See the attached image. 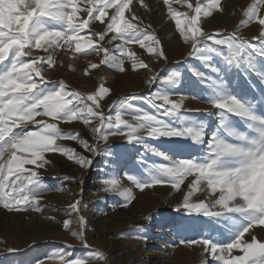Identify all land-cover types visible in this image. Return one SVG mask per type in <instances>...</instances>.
I'll return each mask as SVG.
<instances>
[{"label":"snow or ice","instance_id":"1","mask_svg":"<svg viewBox=\"0 0 264 264\" xmlns=\"http://www.w3.org/2000/svg\"><path fill=\"white\" fill-rule=\"evenodd\" d=\"M131 2L87 0V6L80 8L79 0H0V206L8 211L42 212L43 195L50 190L40 175V169L52 163L46 157L47 153H60L81 167L90 168L92 165L89 157L80 155L73 148L64 147L58 141L71 139L83 145L87 151L97 154L96 147L81 138L79 133H63L60 122L79 120L85 125H92L94 120H98L91 128L94 139L107 140L109 135L126 136L128 143L144 144L147 152L167 162L152 163L144 177L126 171V179L136 189L144 191L156 185L171 184L179 190L187 177H193L188 184L190 192L181 207L188 213H197L209 220L227 222L230 233L227 242L206 235L202 239L187 241L188 244L202 246L217 264H264V240H259L251 231L255 227L264 229V114L257 107V103L264 104V100L254 102L253 99L238 98L228 91L222 78L220 83L212 81V95L206 103L218 110L223 134L218 129L206 140L202 122L190 121L188 126L179 129L172 126L170 121L183 123L188 120L190 110L181 111L182 97L173 100L166 92L152 93L150 97L143 98L144 103L154 110L152 113L130 103L137 97H127L114 101L110 106V109L113 106L118 109L113 118L98 110L101 108L99 101L110 91L108 88L101 86L85 95L68 90L63 81L56 87L53 81L46 78L45 64L49 69L55 65L49 50L61 47L84 55L103 53L99 64L90 65L93 69L105 65L124 71L125 54L129 59L134 55L125 46L132 43L139 44L158 58L166 59L155 34L141 26L143 21L134 14L131 20L125 18V10L131 11ZM183 2L187 3V0ZM164 4L168 5L169 16L175 19L180 37L191 45L190 57L196 56L205 62L206 67L219 73L220 70L209 62L213 59L212 54L223 56L229 68L235 66L255 72L264 83V65H258L255 60V56L264 57V14L260 13L264 0H255L250 4L243 12L246 20L241 21L242 25L253 22L259 25V35L252 38L258 41L257 44L237 35L239 26L236 31L227 34H210L203 30L201 17L223 11L221 0H207L204 4L197 2L195 6L188 3L193 13L190 16L177 13L169 0H164ZM141 5L148 8L143 0ZM109 8L113 9L110 14L106 11ZM81 12L87 15L81 17L78 15ZM182 15L185 16L183 27L181 19L177 18ZM94 22H100L104 28L99 32L92 31ZM109 33L113 35L108 43L117 39L122 43L116 44L113 49L94 43V38L104 41ZM33 49H42L49 54L33 55ZM223 49H226L227 55ZM26 57L31 59L26 60ZM131 66L133 70L145 68L151 71L139 58L132 59ZM192 71L203 82L205 74L195 69ZM85 74H88L87 69ZM179 75L173 72L160 83L174 84ZM158 80V75H152L146 83L152 87ZM49 84H52L51 88ZM124 112L131 114L133 122L122 118ZM229 115L240 118L246 130L230 127L227 123ZM37 117H46L47 120ZM29 125L36 126L37 130H29ZM141 130L153 139L190 137L197 144H206L205 155L172 159L145 143L144 137L139 135ZM63 180L74 181L75 178L65 175ZM103 184V191H119L124 198L123 207L133 201L132 189H121L119 179H104ZM202 184L213 197L211 203L203 200L194 203L190 199L192 191L201 190ZM81 203L82 200L77 199L67 206L66 215L70 218L63 221V228L71 230V217L75 214L79 230L72 231V235L92 255L73 257L71 252L63 251L59 253L60 264H89L93 255L105 260L103 253L91 250L85 239L87 225L80 214ZM48 219L54 220L55 217L49 216ZM204 224L207 225V222ZM66 247L71 248L72 245ZM234 249H238L242 255H232ZM37 264L42 262L38 261Z\"/></svg>","mask_w":264,"mask_h":264},{"label":"rangeland","instance_id":"2","mask_svg":"<svg viewBox=\"0 0 264 264\" xmlns=\"http://www.w3.org/2000/svg\"><path fill=\"white\" fill-rule=\"evenodd\" d=\"M148 5L144 8L141 0H132L125 10V18L131 20L136 15L143 21L149 33H154L159 41V47L164 52V58H158L141 48L139 44H128V52L134 53L131 59L127 53L124 57V71L100 65L90 68V65L99 64L103 58L100 55H84L76 53L72 49L61 47L49 50L53 55L55 65L47 68L45 64L44 74L53 81L56 87L63 81L68 90L89 94L103 86L110 91L99 101L102 111L106 116L115 117L118 110L115 106L110 109L114 101H122L127 97H137L130 101L136 108L148 111L154 110L143 98L150 97L152 93L166 92L173 100L183 98L184 110L188 120L182 122L170 121L173 127L179 129L188 126L190 121L202 122L205 125V139L210 134L220 129V116L218 110L206 103L212 95L210 83L221 82L229 92L241 99H253L254 102L264 100V83L259 76L244 68L228 67L223 56L212 54L209 62L220 70L213 72L211 67H206L205 62L196 56H189L191 45L186 44L179 35L175 25V19L168 14V5L164 0H143ZM199 2L207 3V0H169L170 6L177 13L193 14L188 8V3L193 6ZM255 0H221L223 11H214L211 16L201 17V25L204 31L212 33H232L239 30L237 35L243 36L251 43L258 41L252 38L259 35L260 27L257 23L241 24L246 20L243 12ZM87 6V0H79L78 7ZM109 14L112 8L106 10ZM260 13L264 14V6ZM85 17L87 14H78ZM182 21L185 16L177 17ZM150 25V27H148ZM104 28L100 22H94L92 31L99 32ZM113 33H109L104 41L94 38V43L113 49L116 44L122 43L120 39L108 43ZM152 43V42H148ZM208 43H211L210 41ZM74 47V46H73ZM222 48V46H217ZM227 55L226 49H223ZM42 49H33V55L46 56ZM119 55V53H116ZM255 56V54H253ZM139 58L148 65L145 68L133 70L132 59ZM30 60V57H26ZM258 65H264V57L255 56ZM88 74H85V70ZM193 69L205 74L203 82L194 75ZM178 72L177 82L171 85H161L160 81L166 79L171 73ZM158 75L159 80L152 87L146 81L152 76ZM49 88L52 84L48 85ZM162 103V101H157ZM258 110L264 114V104L257 103ZM122 118L132 121L131 114L124 112ZM37 119H45L37 117ZM98 123L94 120L92 125H85L82 121L60 122L59 127L63 133H79L80 137L87 140L90 145L96 147L97 154L87 151L83 145L71 139L58 141L64 147L73 148L80 155L92 160L91 167H81L66 156L50 152L46 154L52 163L40 169L43 182L50 189L45 192L42 199V212L34 211H8L0 206V264H60L59 253L71 252L73 257L92 255L89 249L84 248L72 231H78L79 225L75 214L72 215L71 230L63 228V221L69 219L66 215L67 206L82 200L80 214L85 218V239L91 250L103 253L105 260L94 256L89 264H217L216 261L204 252L200 245H190L187 241L202 239L210 235L214 240L227 242L229 227L226 221L209 220L197 213H188L181 207L185 196L190 192L188 184L193 177H187L180 189L177 190L171 184L156 185L139 191L131 181L126 179L125 172L144 177L147 168L152 163H167L162 157L147 152L144 144L128 143L126 136L109 135L107 140L94 139L92 126ZM227 123L230 127L246 130V126L236 116L229 115ZM29 130H37L36 126L29 125ZM139 135L144 137L145 143L157 148V150L169 155L172 159L189 158L190 156L202 157L205 155L206 144H197L188 138H157L147 137L141 130ZM230 139V138H229ZM74 177L75 180L64 181L63 176ZM119 179L121 189L130 188L134 199L123 207L124 198L119 191H103L104 179ZM82 182V183H81ZM192 202L200 200L211 203L213 197L205 185L201 190L192 191ZM55 217L49 220L48 217ZM150 217V219H149ZM239 218V217H237ZM207 222L208 227L204 224ZM253 233L259 240H264V229L255 227ZM246 238L247 234H246ZM181 241H185L182 243ZM67 245H72L67 248ZM13 249L14 251H8ZM227 257V254H225ZM232 255H242L238 249L232 251Z\"/></svg>","mask_w":264,"mask_h":264}]
</instances>
